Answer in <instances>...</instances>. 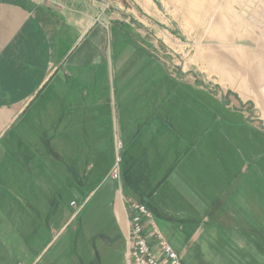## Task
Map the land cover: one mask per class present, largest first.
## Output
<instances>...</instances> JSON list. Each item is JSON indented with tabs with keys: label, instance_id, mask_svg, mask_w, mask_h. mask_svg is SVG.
<instances>
[{
	"label": "crops",
	"instance_id": "crops-1",
	"mask_svg": "<svg viewBox=\"0 0 264 264\" xmlns=\"http://www.w3.org/2000/svg\"><path fill=\"white\" fill-rule=\"evenodd\" d=\"M105 1L0 0V138L32 106L21 159L46 149L73 188L120 157L114 231L98 232L113 260L126 264L131 198L182 261L192 250L207 264L209 247L227 264H264V0L166 3L175 17L154 0H112L104 27Z\"/></svg>",
	"mask_w": 264,
	"mask_h": 264
},
{
	"label": "rangeland",
	"instance_id": "rangeland-1",
	"mask_svg": "<svg viewBox=\"0 0 264 264\" xmlns=\"http://www.w3.org/2000/svg\"><path fill=\"white\" fill-rule=\"evenodd\" d=\"M120 1L126 8L133 7V0ZM175 1L154 0L160 7L165 3L168 17H175V8L167 7H174ZM166 34L173 40L172 33ZM109 44L113 50L126 46ZM168 51L170 60L175 58V50L169 46ZM169 75L174 78L170 82L177 81L174 69L170 68ZM31 111L32 106L24 119L0 138V264H123L108 256L98 239L103 229L114 231V182L106 175L104 180L99 177L83 189L70 187L65 183L62 165L44 148L35 163L21 159L20 152L25 151L21 145L26 147L28 138H22L20 145L15 135L32 125L28 123ZM56 150L64 159L63 148ZM202 253L207 264L228 262L220 249L208 247ZM193 258V251L188 250L182 263L200 264Z\"/></svg>",
	"mask_w": 264,
	"mask_h": 264
},
{
	"label": "built area",
	"instance_id": "built-area-1",
	"mask_svg": "<svg viewBox=\"0 0 264 264\" xmlns=\"http://www.w3.org/2000/svg\"><path fill=\"white\" fill-rule=\"evenodd\" d=\"M111 3L112 0L103 2L96 23L107 27L110 19L107 21L105 14L110 10ZM117 147L120 146L117 145ZM119 162L120 157L116 155L114 164L107 175L117 184H120ZM126 205L128 219L126 264H183L179 255L163 237L148 208L143 203L131 198H126ZM152 241L159 255L155 253Z\"/></svg>",
	"mask_w": 264,
	"mask_h": 264
}]
</instances>
